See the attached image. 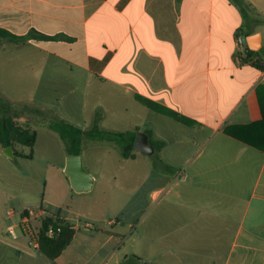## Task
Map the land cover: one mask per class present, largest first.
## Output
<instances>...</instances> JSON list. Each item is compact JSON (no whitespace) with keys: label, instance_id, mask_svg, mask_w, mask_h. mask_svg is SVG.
<instances>
[{"label":"crops","instance_id":"0c3cea01","mask_svg":"<svg viewBox=\"0 0 264 264\" xmlns=\"http://www.w3.org/2000/svg\"><path fill=\"white\" fill-rule=\"evenodd\" d=\"M0 27L51 37L21 45L69 64L52 68L47 80L66 98L53 106L57 117L17 109L21 125L35 130L38 117L47 126L59 119L83 130L148 135L154 152L128 159L146 155L147 167L163 172L162 240L148 243L172 255L166 264H264V152L224 132L262 119L264 0H0ZM238 32L258 47L253 55L238 52ZM11 45L19 46L5 41L0 49ZM138 96L196 125L159 114ZM91 142L98 141L84 143ZM6 202L0 198V207ZM39 208L70 223L68 211L45 198L36 207L21 201L17 215L0 210V264H56L17 230L21 214Z\"/></svg>","mask_w":264,"mask_h":264},{"label":"rangeland","instance_id":"374dc122","mask_svg":"<svg viewBox=\"0 0 264 264\" xmlns=\"http://www.w3.org/2000/svg\"><path fill=\"white\" fill-rule=\"evenodd\" d=\"M41 52L49 53L39 50L38 45L21 43L0 49V95L17 109L27 107L31 112L34 107H39L44 109L43 117L54 119L57 110L53 106L57 109L66 98L61 99L52 91L47 81L49 72L52 68L69 64L61 60L56 62L54 57ZM42 70L46 74L38 80V72ZM70 83L73 81L66 83L65 88ZM43 105H50V108ZM43 123H38L37 117L34 128L38 136L32 149L17 147L23 155L32 154V158H8L0 147V198L7 201L1 205V213L6 216L9 209L16 211L17 215L21 201L27 207H36L44 198L67 210L70 224L76 230L72 242L57 258L56 264L174 262L172 255L159 245L154 247L148 243L150 236L162 240L163 235L162 203H157L166 196L168 189L164 187L166 184L159 167H147L150 162L146 155L139 157L138 161L124 159L117 146L91 142L84 146V165L98 179L91 192L77 194L64 174L65 146L59 135ZM44 207L51 209L49 204ZM53 210L58 211V208ZM18 219L17 230L28 245L29 239L23 234ZM110 237L111 242L107 243Z\"/></svg>","mask_w":264,"mask_h":264},{"label":"trees","instance_id":"16d2710c","mask_svg":"<svg viewBox=\"0 0 264 264\" xmlns=\"http://www.w3.org/2000/svg\"><path fill=\"white\" fill-rule=\"evenodd\" d=\"M46 39L51 37L38 34L32 31L26 36H17L10 31L0 27V45L5 41L13 44L26 43L32 39ZM259 105L262 111V119L249 125H234L225 129V134L236 139L248 146L264 152V97L258 91ZM138 101L149 109L168 116L177 122L186 126H195L196 122L189 118L164 108L154 102L142 97H137ZM20 116L17 108L10 101L0 96V147L5 149L13 147L15 156L32 158V154L23 155L17 147L33 148L37 141V132L29 126L21 125L17 118ZM48 127L57 133L62 140L66 153L68 155H82L86 141L111 142L115 144L123 158H134V142L136 133L132 132H112L99 128L93 130H83L64 120L55 119L49 122ZM151 136V135H150ZM156 148L163 145L162 141L155 142L151 139ZM50 226L61 227V233L54 238L47 237L46 231ZM75 229L73 225L60 218L45 217L43 219V233L40 237V249L38 250L43 256L51 261H55L62 252L70 245L74 238ZM138 259V258H137ZM140 260V259H138Z\"/></svg>","mask_w":264,"mask_h":264},{"label":"water","instance_id":"95a60500","mask_svg":"<svg viewBox=\"0 0 264 264\" xmlns=\"http://www.w3.org/2000/svg\"><path fill=\"white\" fill-rule=\"evenodd\" d=\"M244 48L247 51V56L253 55L258 47L249 45V41L245 36ZM134 150L140 154L150 155L154 152V147L149 143V137L144 132L136 134L134 142ZM4 154L11 159H14L13 147L3 149ZM64 174L68 178L72 190L77 194L89 193L94 189L96 179L86 169L82 155H68L65 161ZM142 264H150L142 262Z\"/></svg>","mask_w":264,"mask_h":264},{"label":"built area","instance_id":"2783aa9c","mask_svg":"<svg viewBox=\"0 0 264 264\" xmlns=\"http://www.w3.org/2000/svg\"><path fill=\"white\" fill-rule=\"evenodd\" d=\"M244 40L245 36L238 32L236 34V44L238 46V52H244ZM7 214L12 216L14 213L8 211ZM45 211L43 208L29 209L23 212L20 216V228L23 234L28 237V245L35 248L37 251L40 249V237L43 233V219ZM61 227L50 226L45 235L50 238L57 237L61 233Z\"/></svg>","mask_w":264,"mask_h":264}]
</instances>
